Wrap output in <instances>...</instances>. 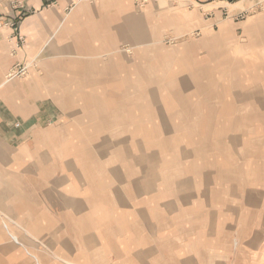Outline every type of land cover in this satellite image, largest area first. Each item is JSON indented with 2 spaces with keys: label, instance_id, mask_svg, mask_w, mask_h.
I'll use <instances>...</instances> for the list:
<instances>
[{
  "label": "crops",
  "instance_id": "crops-1",
  "mask_svg": "<svg viewBox=\"0 0 264 264\" xmlns=\"http://www.w3.org/2000/svg\"><path fill=\"white\" fill-rule=\"evenodd\" d=\"M226 4L0 0V264L264 260V3Z\"/></svg>",
  "mask_w": 264,
  "mask_h": 264
},
{
  "label": "rangeland",
  "instance_id": "rangeland-1",
  "mask_svg": "<svg viewBox=\"0 0 264 264\" xmlns=\"http://www.w3.org/2000/svg\"><path fill=\"white\" fill-rule=\"evenodd\" d=\"M224 1H228L229 4L231 5H225L219 8L224 9V15L223 17L228 16V13L231 15L229 16L230 18L228 19H233L235 20V22L239 21V20H245L246 16L248 18V21L252 19V15L257 14V12L262 10V4L264 3V0H224ZM229 7V8H228ZM229 11V12H228ZM216 27V26H215ZM201 35L200 31H190L188 33H185L183 36V38H197ZM178 35H169L165 38V42L166 43H173L177 40H179V38H181ZM238 33L235 34V40H238ZM248 39H251L248 37ZM246 264H264V260L260 261L258 259H256V257L252 256L247 258V262Z\"/></svg>",
  "mask_w": 264,
  "mask_h": 264
},
{
  "label": "built area",
  "instance_id": "built-area-1",
  "mask_svg": "<svg viewBox=\"0 0 264 264\" xmlns=\"http://www.w3.org/2000/svg\"><path fill=\"white\" fill-rule=\"evenodd\" d=\"M26 70H27V66L26 65L17 64V65H15L14 67H12L8 71L7 76H6V79L7 80H11L13 78L22 76V75H24L26 73Z\"/></svg>",
  "mask_w": 264,
  "mask_h": 264
}]
</instances>
